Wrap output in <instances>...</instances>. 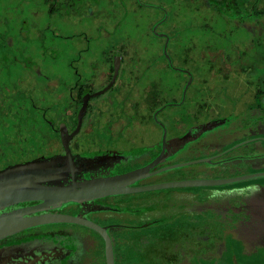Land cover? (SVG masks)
I'll use <instances>...</instances> for the list:
<instances>
[{"label":"flooded vegetation","instance_id":"obj_1","mask_svg":"<svg viewBox=\"0 0 264 264\" xmlns=\"http://www.w3.org/2000/svg\"><path fill=\"white\" fill-rule=\"evenodd\" d=\"M140 2L0 0V170L68 151L76 161L93 159L83 179L125 173L159 154L164 132L157 121L168 141L229 119L179 161L206 158L210 164L144 184L264 172V0ZM182 6L189 25L180 32ZM194 28L204 37H195ZM166 40L172 67L192 77L181 105L189 122L174 113L159 121L164 111L154 117L163 105L181 101L189 79L171 69ZM166 71L173 80H164ZM149 120L155 128L147 130ZM194 152L202 155L189 158ZM225 186L197 187L201 195L191 194V203L169 198L145 205L134 194L110 197L87 208L88 218L108 227L114 264H252L257 248H264L254 250L248 240L264 243V184ZM224 192L243 198L245 212L228 205L222 215L196 222L209 198ZM109 206L120 213L100 211ZM167 206L184 207L186 220L146 217ZM55 212L84 213L74 206ZM235 249L243 251V262ZM0 252L17 261L38 258L37 264H107L103 238L70 224L16 234L0 241Z\"/></svg>","mask_w":264,"mask_h":264},{"label":"water","instance_id":"obj_2","mask_svg":"<svg viewBox=\"0 0 264 264\" xmlns=\"http://www.w3.org/2000/svg\"><path fill=\"white\" fill-rule=\"evenodd\" d=\"M138 1L142 4L140 0ZM166 17L167 14L164 12L163 22L166 20ZM158 36L165 37V35ZM166 47L167 40L164 44V55L168 59L171 69L188 75L189 79L183 87L181 101L178 104L169 103L163 105L154 114L155 119L156 115L164 111L166 108L179 107L183 105L186 98V92L192 81L191 74L188 71L172 67L170 59L166 54ZM230 121L231 120L229 119L214 120L207 124L195 127L181 137L168 141L165 136V127L157 121V123L163 127L164 132L159 154L147 165L125 173L99 178L83 179L81 177L85 172H88L93 164V159L87 158L82 161H76V159L72 157L68 151L65 155L34 160L0 170V241L28 230L51 225L70 224L83 226L93 230L103 238L105 242L106 263L114 264L113 245L108 234V227H102L88 218L92 211H88L87 208L93 205L96 201L110 197H120L146 192L197 187H217L252 179H264V172H260L257 174L226 180L191 179L162 182L158 184H144L147 180L150 183L163 179V177L172 175L174 171L176 173L189 171L195 172L196 169L198 170L204 165L210 164V159L206 158L178 163L177 161L184 159L182 157H184L190 147L202 143L206 137H209L225 128ZM200 155L202 154L194 152L193 154H189V158ZM95 160L98 161L99 159L97 158ZM166 163L171 164L165 165ZM160 165L165 166L154 170ZM248 189L250 191V188ZM254 189H256V187H254ZM252 191L255 193V191L258 192L260 190H251L250 194ZM198 194L201 195V193ZM234 195V192L216 194L215 196L217 199H214V197L213 199L209 198V201L205 203V209H199L201 211L203 210V213H199L200 215H195L193 218L196 222H199L198 220L204 219L208 216L206 219L210 220V216L217 217V214L222 215V210H224V208L228 205H233L239 209L242 207L241 201L244 199H233ZM191 197L192 196L178 193H162L154 196H139L135 198L138 199V203L148 205L151 199H159L160 201L166 202L169 198H175L176 201L187 200L191 203ZM193 205H195V203ZM70 206L80 207L83 209L84 213L69 215L55 212L56 210H62ZM245 206L246 205L242 207L239 214L245 212V208H247ZM94 207H97L96 210L100 208L98 205H94ZM167 207L168 208H165L164 210L147 213L146 217L149 220H155L157 217L160 218L162 216L166 217L165 219L172 217L171 219H168V221H164V223L168 222L170 224L182 223L186 220L187 214H184V207ZM100 211L120 213L118 208L114 209V207L111 206L100 209ZM122 220L127 221V218L122 217ZM223 221L225 222L226 220ZM262 235L263 233H261V236ZM253 238L251 239L250 237L248 240H250L249 244H251L250 246L254 248V250L264 244L260 242L258 243L261 239H258L257 237ZM6 255H8V253L5 252L3 254L0 252V264L39 263L38 258L37 260L25 262L17 261L16 259Z\"/></svg>","mask_w":264,"mask_h":264},{"label":"rangeland","instance_id":"obj_3","mask_svg":"<svg viewBox=\"0 0 264 264\" xmlns=\"http://www.w3.org/2000/svg\"><path fill=\"white\" fill-rule=\"evenodd\" d=\"M192 12H193L194 16H196L198 14H200V15L204 14V12H201V13L198 12L197 13V11H195V10H193ZM179 15H180L179 30L181 32V30H185L186 27L189 25V20H187V17L189 16V14L186 11V8L182 6V7H179ZM192 22L195 23V27L199 26V24H197L198 23L197 20H194ZM189 32H192V31L190 30ZM193 32L195 34L194 36L197 37V38H201L202 36L204 37V34H205L204 32L200 33V30H198L196 28L193 29ZM182 41L183 40H180V43H179L180 48H183V46H185V44L182 43ZM163 77H164V80H168V81L173 80L172 71L163 72ZM185 107L186 106L166 108L164 110V112L161 113L158 116V120L159 121H162V119L165 120V118L167 117L166 115L167 114H172V113L177 114L181 118H183V115H185V109H184ZM183 121L184 122H189L188 119H186V118H183ZM153 126L154 125L149 120L148 123H147V130L155 128ZM157 132H158V130H157ZM195 157H198V156H195ZM177 162H179V161H177ZM247 184H251V185L264 184V179H256V180L250 181L249 183H245V182L237 183V185H241V186H244V185H247ZM225 187H228V186H225ZM184 192H187L188 196H192L191 194H198L199 190H197L195 188H193V189L162 190V191L147 192V193L136 194V195L134 194L133 198L139 197V196H154V195H158V194H162V193H178V194H182V195H187V194H184ZM235 245H237V244H235ZM258 250H259V253L252 256V258H253V260L251 261L252 264L264 263V248H261V249L258 248ZM235 251H236L237 256H239L238 260L240 262H243L245 260L244 257H242V255H243L242 252L243 251H241V249H235ZM255 253H257V252H255Z\"/></svg>","mask_w":264,"mask_h":264}]
</instances>
